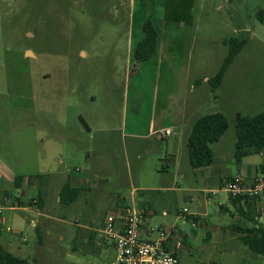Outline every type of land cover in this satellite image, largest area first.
<instances>
[{
  "label": "rangeland",
  "instance_id": "obj_1",
  "mask_svg": "<svg viewBox=\"0 0 264 264\" xmlns=\"http://www.w3.org/2000/svg\"><path fill=\"white\" fill-rule=\"evenodd\" d=\"M263 7L264 0H0L1 245L32 264H110L117 252L104 245L99 229L117 199L130 202L133 179L181 188L145 193L156 203L152 225H178L197 257L239 264L244 253L230 248L233 242L215 247V238L205 237V219L216 232L237 223L236 210L221 190L205 203L187 139L194 119L222 111L229 128L211 144L215 167L220 174L237 172L236 114L264 110V24L257 18ZM147 20L158 30L160 58L138 62L132 49ZM232 37L247 42L214 91L204 78L218 71L229 50L225 39ZM178 102L186 115L182 133L149 140L127 134L146 130L150 120L161 128L167 117L169 124ZM56 133L66 137L55 139ZM45 134L55 145L46 147ZM46 150L64 163L49 166L57 174L44 215L30 205L10 209L14 197L26 204L39 195L33 186H18L16 177L52 176L44 172ZM167 153L175 160L167 159L164 172ZM252 158L264 164V152ZM68 175L96 187L66 205L59 188ZM191 195L198 202L184 199ZM220 200L231 212L220 213ZM166 207L209 215L198 224L184 222L175 213L164 216Z\"/></svg>",
  "mask_w": 264,
  "mask_h": 264
},
{
  "label": "crops",
  "instance_id": "obj_2",
  "mask_svg": "<svg viewBox=\"0 0 264 264\" xmlns=\"http://www.w3.org/2000/svg\"><path fill=\"white\" fill-rule=\"evenodd\" d=\"M153 58L154 59L160 58L159 47H158L157 54ZM161 63H162V61H161ZM205 79L208 82L209 78H204V81H205ZM200 81H203V79ZM192 88H193V86L189 87V89H191V90H192ZM176 105H177V107H176L177 109H175L173 111L172 116L169 120V124H166V122L168 121L167 117H164V119L162 120L161 124H162V126L165 125L164 127L157 128L156 123L153 122L152 120H150L146 130L129 132L127 134L134 136V137H140V138L149 140L153 136L158 137V139H164V138L170 139V137L177 135L179 133H182V127H183L182 125L184 123V118L186 117L185 112H184L185 108L183 106L180 107L182 105V102H178ZM165 108L166 107L162 108V111H164ZM215 112H222V111H214V112H210V113H215ZM200 116L201 115H199L198 117H200ZM196 119L193 120L192 126H193ZM172 127L176 128L177 131H176V129H175V131H173ZM90 130H91V128H90ZM167 131H169V133H167ZM104 133H106V132H104ZM48 136H50V134L43 135L42 141L45 143L46 147L49 148L51 145H55V144L52 143L53 140L48 139ZM62 136H63V138L66 137V135H64V134L61 135L59 133H56L53 135V137L55 139L61 138ZM36 137H37V135H36ZM187 141H188V139H187ZM46 153L48 154L47 158H44L42 160V161H44V164L46 166V167H44L45 168L44 172L50 173V174H52V176L49 177L50 180L46 184L47 188H46V192H45V196H44V202L42 204H40L41 201L38 200L39 195L37 197H33L26 204L22 198L14 197V199L12 200L13 206H10L9 207L10 209L18 210L20 208H26L25 207L26 205H30V208H28V209L35 210V212L38 215H44L43 208L46 206V202L48 200L49 189L52 185V181H53L55 175L57 174V171L55 169H50L49 166H50V164H51V166H53V160L55 162H57L58 164L64 163V159H62L58 155L52 157V153L47 151V150H46ZM147 154H148V152L146 153V155ZM167 154H168L167 156H170L169 153H167ZM257 154H259V153H255V154H252V155L245 157L243 159V161L241 162V164L237 165L238 169H237L236 173H233L230 169H226L224 172H222V174H220L218 171V168L215 167V165L218 163L216 158H215L214 163H212L210 165H206V166L196 168V169H198L197 170L198 172L196 171L194 173L201 180L202 187L200 190H201V192L205 193L204 194L205 203L208 205L210 203V200L212 199V197L215 194L216 195L219 194V190L226 192L228 194V197L230 200V198H231L230 194L224 189V183L227 180L233 178L234 176L241 175L248 184L253 183L255 178H257L258 176L261 175V173L259 172V165H258V164H260L259 161L252 158V157H255ZM34 155H35V162H37V159H38L37 152L34 151ZM172 157H173V155L165 158L166 160L164 161V165L162 166L161 171L167 172V169H165V167L168 166L167 165L168 164L167 159L175 160V158H172ZM37 164H38V162H37ZM35 172H39V171H35ZM36 174H38V173H36ZM67 182L70 183L71 186L82 188L83 190H82L81 194L79 195V197L77 198L76 201H74L70 204L63 202L66 205L75 204L80 199V196L82 195V193L92 191L93 188L96 187V184L94 183V181L89 180L88 178H76L74 176L68 175V180L65 181L64 183H62L60 188H59V193H60L59 202H62V200H61L62 187ZM130 184L134 185V187L132 189L133 195H132V197H130V202H126L124 200L121 201L120 199H117L115 201V205L113 206V208L116 209V208H119L121 206L133 204V205L137 206L138 208L143 209L145 212H147L149 214V218H150L149 222L150 223L152 220V216L157 213V210L155 209L156 203L153 199L144 198L143 196L146 195L145 193L148 191H161V190L170 191V190L181 189L180 187L176 188V187H172L171 185H158L156 187L148 186V185H141V183H138L137 181H135L133 179L130 180ZM217 184L220 187V189H217L215 187ZM20 185L21 186H23V185L33 186L37 189V191H39L40 180H39L38 176L27 177L21 181ZM191 189H194V188H191ZM195 190H198V189H195ZM134 192L136 195L134 194ZM141 197L145 200L142 201ZM184 199L190 200L191 202H195V203L198 202V199L192 195L191 196H185ZM230 203H231V201H230ZM218 204L221 207V211H220L221 214H223V212H231L229 206L227 205V202L220 200V201H218ZM231 205H232V203H231ZM234 208L236 210V214H233V216L236 218L237 223L234 222L230 226L229 225L221 226L218 228V230L216 232H212V230L208 228L209 223L207 222V219H205L204 220L205 224H206L205 237L207 239L208 238H215V242H214L215 247H217V245L220 243H228V242L232 243L233 242L234 244H230V246H231L230 248H232V247L235 248L237 246L239 251H242L244 253V256L241 258V261L239 262V264H264V260L261 257L254 256V254H252V253L248 252V250H246V249H250V251L254 252L247 244H245L243 242L244 233L239 232L234 228V226H236L237 224L238 225L240 224L241 226L248 225L249 224L248 220L252 216H256L255 218H256V221L258 222V226H262L264 228V197L263 198H257V199L242 198L241 203L238 201ZM239 209H242L243 211L241 212V211H239ZM162 212H163L164 216H168L171 213H173V214L175 213L177 215V217L180 219H183L184 222L188 221V220H192L196 224L199 223V221L202 219V217L209 215V211L207 209H205V212L201 213L200 211H191L190 208H188V207L178 208L175 210H173L171 207H166V208L162 209ZM0 218H2L1 213H0ZM32 225L36 226L37 223L34 222ZM160 225H163V224H160ZM169 228H173V227H169ZM174 228L176 230L174 239L182 241V246L179 249L180 264H184V263H187V264H229L228 262H225V261H214L211 256L206 257L204 259H202L201 257L195 256L193 254L192 248L188 247L187 244H185V242L188 240V234L185 233L178 225H175ZM20 231H22V230H17L16 232L18 233ZM19 235L21 236L22 241L26 240V237L23 235L22 232H20ZM182 257H183L184 261H182Z\"/></svg>",
  "mask_w": 264,
  "mask_h": 264
},
{
  "label": "trees",
  "instance_id": "obj_3",
  "mask_svg": "<svg viewBox=\"0 0 264 264\" xmlns=\"http://www.w3.org/2000/svg\"><path fill=\"white\" fill-rule=\"evenodd\" d=\"M257 18L264 24V7L257 12ZM143 32V38L132 49V56L138 62L153 58L157 54L159 46L158 30L150 20L144 23ZM246 42L247 39L245 38L232 37L225 39V44L229 46V50L218 71L208 79L212 90L215 91L220 87L227 69ZM228 128L229 120L227 115L222 112L206 113L195 120L187 141L189 161L192 167L199 168L214 163L215 156L211 144L220 140ZM235 129V161L237 164H241L243 159L249 155L264 152V110L254 115L237 113ZM259 172L264 174V164L259 166ZM38 177L40 180L38 200L42 204L44 202V187L48 183L49 177L48 175H38ZM22 180L23 177L18 176L15 182L20 186ZM82 190V188L71 186L68 182L65 183L61 190L62 202L70 204L76 201ZM230 197L234 207L238 201L241 203L242 198ZM239 211L242 212L243 210L239 209ZM255 217L252 216L248 220V225L241 226L237 224L234 228L244 233L243 242L254 252L264 254V228L258 226ZM0 264L32 263L27 258L12 254L0 243Z\"/></svg>",
  "mask_w": 264,
  "mask_h": 264
},
{
  "label": "built area",
  "instance_id": "obj_4",
  "mask_svg": "<svg viewBox=\"0 0 264 264\" xmlns=\"http://www.w3.org/2000/svg\"><path fill=\"white\" fill-rule=\"evenodd\" d=\"M224 189L234 198H263L264 174L251 184L241 175L234 176L224 183ZM3 208L0 203V213ZM149 219L147 212L133 204L106 215L99 231L104 245L116 249V259L110 264H180L182 241L174 239L175 228L152 225Z\"/></svg>",
  "mask_w": 264,
  "mask_h": 264
}]
</instances>
